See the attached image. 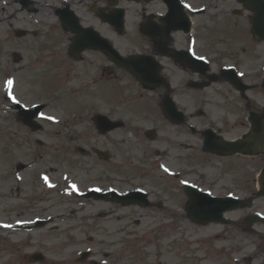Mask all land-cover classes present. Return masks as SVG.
<instances>
[{"label": "rangeland", "instance_id": "1", "mask_svg": "<svg viewBox=\"0 0 264 264\" xmlns=\"http://www.w3.org/2000/svg\"><path fill=\"white\" fill-rule=\"evenodd\" d=\"M36 1L43 5V13L39 12L35 16L23 17L20 20V28L27 29L29 32L27 36L16 38L10 33V30L2 29L6 26L5 23L0 25L2 26L0 27V222H7L14 218L31 221L39 217L47 218V225L32 232L19 230L21 231L19 234L14 233L15 240L23 239L24 242L18 243L13 250L3 246V241L0 246V264H47V261L32 263L28 259L37 250L47 254L48 259L50 257L56 261L67 260V264H90L89 261H75L78 252L85 248L91 249L92 260H97L99 264H155L156 258H159L162 264H261L264 261L263 238L258 239V236L246 234L241 230L235 232L233 226L218 223L206 226L192 224L182 210L186 198L177 190L173 181L162 178L155 165H149L151 155L131 150L126 145L117 150V154L124 153L125 150L131 151L126 156L131 159L133 167L128 165L125 167L126 173H116L120 176L115 177L118 180L115 187L120 190L136 185L148 187L150 190L152 189L157 198L163 201V207L120 206L108 202L82 200L71 191V193L68 192L69 197L60 194V184L63 183V187L68 186L63 173L68 172L74 176L79 181L78 188H85L90 186L88 184L91 182L98 183L99 181L97 174L102 170L100 165H97L98 171L94 176L92 169L95 164L100 162V164L106 165L107 163L98 160L95 156L74 158L70 152L64 153L61 146L64 147L65 143H69L68 139L65 133L57 134L55 132L62 126L48 125L51 128L50 131H47L48 129L45 127L44 130L37 131V133L31 132L29 136L27 129L16 121L13 111L8 110V103L3 98V84L8 76L13 77L10 66L13 65L11 54L14 51L22 56L21 66L22 64L27 66L26 69L22 68L14 76L13 94L15 98L27 105L40 101L47 102V99H56L57 97L62 99L58 103L55 101L48 103V107L41 116L43 125L47 124L46 121L49 120L47 117L66 116L71 111L68 110L69 107H73L79 101L78 99L73 101L68 97L63 99L64 79L61 72L54 70L60 69L59 66H53L55 61L58 64L60 61L47 59V51L55 50L54 47H58L63 38H59V33L56 35L57 32L49 33L50 27L47 25V21L53 20L47 18V8H44L47 7V5L44 6L47 4V0ZM48 1L55 3L54 0ZM223 4L225 6H222ZM232 6V1L225 0L220 2L219 8L211 9L215 10L213 15L217 16V20L208 26L206 31L201 30L200 36L216 38L217 46L226 48L227 45L228 48L239 51L240 45L244 41L242 38H250L247 31L249 26L246 20L227 14L226 8L229 10ZM51 25L58 31L59 28L54 21ZM129 29L131 36L138 34V25L135 22H130ZM258 56V58H253L245 55L243 61L245 64H255L256 66L264 58L260 53ZM84 73L92 74L88 70ZM123 83L126 84V82ZM68 86L75 89L78 87L73 86V83H68ZM119 89L121 88L113 89L117 94V100L124 97H118ZM103 90L101 83L95 84L92 101L98 100L99 97H106ZM122 90L124 91L125 88ZM60 93L61 96H58ZM100 100L97 103L100 108H107L112 104L106 99ZM132 107L138 111L141 105L134 104ZM4 109L7 110L4 111ZM213 110L217 114L222 111V114L228 116V121L230 119L232 122L235 121L237 128L228 127L227 136H237L240 133L243 120L240 111H237L236 108L222 110L220 107ZM77 115L79 117L80 111ZM149 124L150 122L145 123V125ZM228 124L230 126V123ZM71 125H75V127ZM67 127L64 128V131L68 130L69 133L70 131L74 133L84 131V133H80L82 135L80 141L102 145L91 134L90 121L87 124L84 120L76 121ZM37 139H41L43 144H38ZM145 144L157 147V142H150L149 139L145 140ZM196 149L197 146H193L187 152L182 153L180 160L174 155L173 159L169 160L171 164L168 167L174 169L175 172H188L189 176L185 177L200 181L199 184L202 188L210 187L217 191L216 182L219 179L227 189H235L231 187L235 183L241 182L243 176L234 170L245 171L252 163H259L257 159L242 157L215 159L203 155ZM67 151H70V146ZM194 155L196 159L192 157ZM17 162L37 163L31 170L21 173L23 184H17L18 182L16 183L12 178ZM125 162H127L126 158L117 164L122 165ZM233 163L237 166L231 165ZM125 164L127 165V163ZM207 164L211 167L218 165L219 168L211 170ZM49 168H52L54 172H51L52 180L50 177L48 178L47 182L50 181V184L47 183L46 187L37 179V176L38 172L48 171ZM116 171H122V169L117 167ZM221 172L223 176H218ZM227 172L231 173L227 174ZM127 175H132L131 178L129 176L130 180L125 177ZM28 182L31 183L29 186ZM119 182L121 183L119 184ZM17 185L24 186L25 189H19L17 192ZM252 188H255L254 185ZM224 190L223 188L222 191L224 192ZM256 205L264 209V199L258 200ZM98 212H107L110 215L101 217ZM245 212L247 211L244 210L243 213ZM238 213L240 214V212ZM239 214L229 213L235 218ZM9 238L12 239V236ZM70 239L77 240V244H73ZM30 240L34 244L29 243V246H26V242ZM107 252L109 254H106ZM60 264L66 263L63 261Z\"/></svg>", "mask_w": 264, "mask_h": 264}, {"label": "flooded vegetation", "instance_id": "2", "mask_svg": "<svg viewBox=\"0 0 264 264\" xmlns=\"http://www.w3.org/2000/svg\"><path fill=\"white\" fill-rule=\"evenodd\" d=\"M32 1L8 0L7 5L0 6V25L5 23L7 30L13 31L15 24L19 22L21 12L26 11L32 14L38 11L33 10L36 7ZM230 1L233 2V6L229 10L226 8L227 14L248 22L251 14L237 0ZM220 2L222 1L181 0L182 6H179L176 0H140L139 3L129 0H60L56 5L47 6V17L53 18L61 29L60 38H67L63 51L66 58L65 68L69 71L86 72L88 70L89 73H92L93 80L101 82L103 86L111 87L112 90L121 88L118 90V97L124 96L117 100V94L113 90L112 99L108 100L112 104L102 110H97L95 107L100 99L96 101L78 99L77 108L80 111V119H86L90 117L91 112H95L91 115V120L88 121L92 126L91 134L102 145L80 141L82 139L80 133H84V131L78 133L70 131L69 133L67 130L61 132L65 133L67 142H69L65 143L64 147L62 146L63 151H74L75 145L78 144L86 148L97 147L104 150L107 164L96 163L92 171L95 176L98 171L96 166H105L102 168V172H98L97 179L111 184L115 182L116 168L124 170L126 167L125 163L122 165L117 163L131 152L125 150L124 153L117 154V150L126 145L131 150L140 153L147 152L144 136L149 138L154 136L151 142H157V151L155 152L159 160L165 164H171L169 160H172L174 155L180 160L181 154L193 146H197L196 150H199L203 155L215 159L223 158L204 151V142L206 137L208 138L207 133L211 135L208 132L211 130L215 134L211 137H226L228 127L232 129L237 127L235 121L232 122L231 119L228 121V116L222 114V111L217 114L213 109L217 107L222 110L236 108L237 111H240L243 118L242 127L235 138L244 136L250 130L249 119H263L264 58L255 66V64H245L243 57L247 55V57L258 58V53L264 57V40L242 38L244 41L238 51L228 48L227 45L226 48L217 46L216 38L200 36L201 30L206 31L208 26L216 22L217 16L213 15L215 10L211 9L219 8ZM25 3H27L26 6ZM23 6L25 7L23 8ZM119 8L123 10L121 14L125 27L122 34L117 33L115 26L120 15ZM132 21L139 27L138 34L135 36L126 33ZM236 23L233 24L236 25ZM68 24H71L73 30H76H71ZM78 25L87 29L85 35L81 34L82 30ZM151 25H155L156 28L152 30ZM75 38H97V42H88L87 44H91V46L78 51V49L71 48ZM100 38H106L113 47L118 49L121 56L133 55L135 57L133 63L139 67L140 80L128 71L124 61L116 60L103 49H93L92 46L96 48V45L102 41ZM259 49L261 50L259 51ZM227 67L233 68L228 69ZM236 73L241 77L240 75L236 76ZM213 77L214 81H212ZM123 82H126L127 85ZM122 88L125 90L123 91ZM144 99L149 100L151 105L149 118L143 116ZM168 99L179 111L184 113V118L180 119L179 115L174 113L169 106ZM134 104L141 105V108L135 111L132 107ZM165 105L166 107H164ZM197 106L200 109L193 111ZM96 113L103 116L101 118L94 117ZM109 120L118 121V125L103 134L100 131L102 124ZM146 120L152 124L153 133L144 131L141 129V125H138V122L143 123ZM71 126L75 127V125ZM131 134L137 138L134 143L127 138ZM69 146L70 151H67ZM92 156L103 160L96 155ZM192 157L196 159L195 155ZM251 159H257L260 164L252 163L245 171L234 170L243 176L242 180H246L245 190L249 183L255 185V178L259 170L264 168V153L253 156ZM231 165L237 166L235 163ZM66 174L71 176L68 172ZM186 175L189 176V173L182 172V176ZM218 176H223V173L221 172ZM224 176L226 177V174ZM71 177L76 179L74 176ZM176 177L177 179L174 177L172 181L184 197L183 187L180 186L179 189L177 181L180 176ZM99 181L91 183L99 185ZM217 182V191L210 187L206 188L211 189L214 196H224L227 187L221 183V180L218 179ZM238 183L240 182L235 183L234 186H237ZM29 184L31 183L28 182V186ZM223 188L225 194L221 193ZM22 189L25 187L23 186ZM16 190L18 192V189ZM243 190L237 188L236 191L243 192ZM154 203H157L159 208L163 207L160 200H156ZM17 220L19 219L7 220L11 224V228L6 231L0 228V246L4 241L3 246L13 250L18 243L24 242L23 239L15 240L14 233L19 234L21 232L19 230L32 232L39 229L36 227L22 228L18 223H14ZM239 226L234 227L235 232L243 230L241 224ZM252 233L258 236V239L263 238L261 233H264V227L260 230L254 226ZM9 236H12V239ZM29 243L34 244L30 240L26 242V246H29ZM46 261L47 258L43 262Z\"/></svg>", "mask_w": 264, "mask_h": 264}, {"label": "water", "instance_id": "3", "mask_svg": "<svg viewBox=\"0 0 264 264\" xmlns=\"http://www.w3.org/2000/svg\"><path fill=\"white\" fill-rule=\"evenodd\" d=\"M253 1L255 3L252 4L251 7L256 10V16H258L259 14L261 16V14L264 13V3L263 2H258L257 0H253ZM256 19H257V17H254L252 19V21L254 23L253 27L257 30L258 29L257 27L259 26V24H256ZM34 114H35V112L34 113L24 112L23 115L26 116L27 120H30L34 116ZM263 127H264V122L263 121L262 122L261 121L257 122L256 120H254V127L252 129L253 130L252 134L249 135L247 137V139H245L243 142H239V143L238 142H228V143H225V144H221L218 151H220L221 153H224V154H231V153H235V152L251 154V153H254V152L258 151L261 148L264 149ZM260 185H261V192L259 194L264 195V175H263V177H261ZM133 195L134 194H132V196ZM190 197H191V200H192V203H190V213H191L192 216L196 217L195 219L197 221L207 222V221L214 220V219L209 218V217H197L194 213H192L193 212L192 204L193 203L196 204L197 200H196L195 194L190 195ZM120 200H122V199H120ZM219 202H222V201H219ZM123 203H126V202H123ZM127 203H131V201H128ZM223 208H224V206H223Z\"/></svg>", "mask_w": 264, "mask_h": 264}, {"label": "snow or ice", "instance_id": "4", "mask_svg": "<svg viewBox=\"0 0 264 264\" xmlns=\"http://www.w3.org/2000/svg\"><path fill=\"white\" fill-rule=\"evenodd\" d=\"M8 83L11 84V81H9Z\"/></svg>", "mask_w": 264, "mask_h": 264}]
</instances>
